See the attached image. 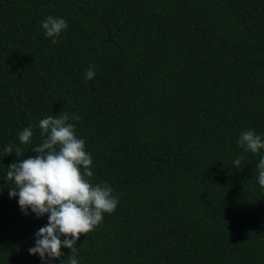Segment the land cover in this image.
<instances>
[{"label":"trees","instance_id":"trees-1","mask_svg":"<svg viewBox=\"0 0 264 264\" xmlns=\"http://www.w3.org/2000/svg\"><path fill=\"white\" fill-rule=\"evenodd\" d=\"M49 15L69 25L57 44ZM62 110L80 117L91 183L119 200L78 264H264V149L237 144L264 138V0H0V264H43L28 250L48 216L9 196L4 149L34 155Z\"/></svg>","mask_w":264,"mask_h":264},{"label":"clouds","instance_id":"clouds-1","mask_svg":"<svg viewBox=\"0 0 264 264\" xmlns=\"http://www.w3.org/2000/svg\"><path fill=\"white\" fill-rule=\"evenodd\" d=\"M46 37L52 44L69 25L61 17L49 15L41 23ZM94 66L85 73V80L94 79ZM79 115H69L62 110L58 115L47 116L39 121L41 143L32 148L34 155L24 158L20 146L13 149L11 143L4 155L16 154L18 160L8 165L5 180L14 184L9 188L11 198L18 197L24 215L34 213L37 218L48 216V223L35 234V246L29 248L31 255H39L43 264L63 256L62 248L71 253L69 264H78L77 241L82 235L94 231L104 220V214L117 209L118 194L108 184H93L92 156L86 151L85 141L78 138L75 125L70 120H79ZM33 128H24L18 136L21 145H28L33 138ZM237 144L245 151L259 153L264 149V138L253 130L241 133ZM241 158L234 161L241 168ZM258 183L264 188V156L257 165ZM63 264V260H61Z\"/></svg>","mask_w":264,"mask_h":264}]
</instances>
